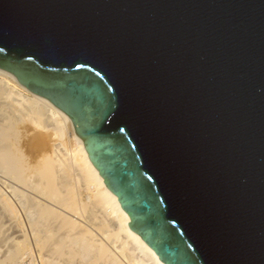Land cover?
<instances>
[{
  "label": "water",
  "instance_id": "95a60500",
  "mask_svg": "<svg viewBox=\"0 0 264 264\" xmlns=\"http://www.w3.org/2000/svg\"><path fill=\"white\" fill-rule=\"evenodd\" d=\"M0 68L164 263L264 264V0H0Z\"/></svg>",
  "mask_w": 264,
  "mask_h": 264
},
{
  "label": "bare ground",
  "instance_id": "6f19581e",
  "mask_svg": "<svg viewBox=\"0 0 264 264\" xmlns=\"http://www.w3.org/2000/svg\"><path fill=\"white\" fill-rule=\"evenodd\" d=\"M128 222L71 118L0 68V264H35L32 247L40 264H166Z\"/></svg>",
  "mask_w": 264,
  "mask_h": 264
},
{
  "label": "rangeland",
  "instance_id": "374dc122",
  "mask_svg": "<svg viewBox=\"0 0 264 264\" xmlns=\"http://www.w3.org/2000/svg\"><path fill=\"white\" fill-rule=\"evenodd\" d=\"M9 246V242L6 241V240H0V255L3 254V252L6 251L7 247ZM32 252H33V259H35L34 263L35 264H40L39 262V258H38V251L32 247ZM25 261H27L25 259ZM26 264H32V263H29L28 261L26 262Z\"/></svg>",
  "mask_w": 264,
  "mask_h": 264
}]
</instances>
